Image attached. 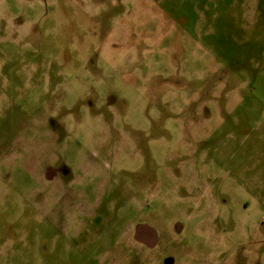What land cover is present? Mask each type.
I'll use <instances>...</instances> for the list:
<instances>
[{
  "label": "rangeland",
  "instance_id": "obj_1",
  "mask_svg": "<svg viewBox=\"0 0 264 264\" xmlns=\"http://www.w3.org/2000/svg\"><path fill=\"white\" fill-rule=\"evenodd\" d=\"M0 264H264V0H0Z\"/></svg>",
  "mask_w": 264,
  "mask_h": 264
},
{
  "label": "water",
  "instance_id": "obj_2",
  "mask_svg": "<svg viewBox=\"0 0 264 264\" xmlns=\"http://www.w3.org/2000/svg\"><path fill=\"white\" fill-rule=\"evenodd\" d=\"M141 231L143 232V231H147L149 234H152V236H154V240H155V242L157 241V234H156V232L154 231V230H152V229H150V228H148V227H144V228H142L141 229Z\"/></svg>",
  "mask_w": 264,
  "mask_h": 264
},
{
  "label": "flooded vegetation",
  "instance_id": "obj_3",
  "mask_svg": "<svg viewBox=\"0 0 264 264\" xmlns=\"http://www.w3.org/2000/svg\"><path fill=\"white\" fill-rule=\"evenodd\" d=\"M54 178V177H53Z\"/></svg>",
  "mask_w": 264,
  "mask_h": 264
}]
</instances>
